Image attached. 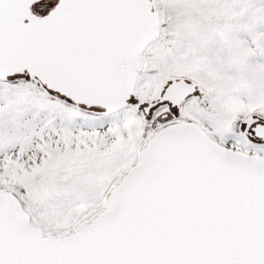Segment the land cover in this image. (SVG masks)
I'll list each match as a JSON object with an SVG mask.
<instances>
[{"label": "snow or ice", "instance_id": "1", "mask_svg": "<svg viewBox=\"0 0 264 264\" xmlns=\"http://www.w3.org/2000/svg\"><path fill=\"white\" fill-rule=\"evenodd\" d=\"M0 264H264V0H0Z\"/></svg>", "mask_w": 264, "mask_h": 264}]
</instances>
